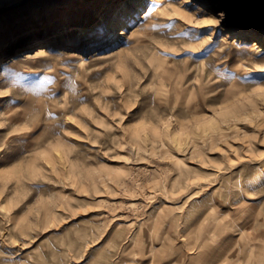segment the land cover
I'll list each match as a JSON object with an SVG mask.
<instances>
[{
  "label": "rangeland",
  "instance_id": "374dc122",
  "mask_svg": "<svg viewBox=\"0 0 264 264\" xmlns=\"http://www.w3.org/2000/svg\"><path fill=\"white\" fill-rule=\"evenodd\" d=\"M179 2L0 0V264H264V0Z\"/></svg>",
  "mask_w": 264,
  "mask_h": 264
},
{
  "label": "bare ground",
  "instance_id": "6f19581e",
  "mask_svg": "<svg viewBox=\"0 0 264 264\" xmlns=\"http://www.w3.org/2000/svg\"><path fill=\"white\" fill-rule=\"evenodd\" d=\"M134 3H139L140 1L148 2H164V3H171L173 0H131ZM180 6H186L188 4H194V0H180ZM173 6V5H172ZM221 21L218 20V17L213 15L212 13L205 19V24H217L219 25ZM264 26V24H263ZM77 34H69L64 35L61 39L67 42H78L81 38ZM61 43L60 40L57 39V42H41L39 46L32 48H26L24 50L18 51L16 54L13 55L12 60H16L19 58H24L28 60H38V59H45L50 57H61V58H68V59H75L77 57H81L80 53L75 50H66L64 47H60L59 44ZM255 48L259 46L254 45Z\"/></svg>",
  "mask_w": 264,
  "mask_h": 264
}]
</instances>
